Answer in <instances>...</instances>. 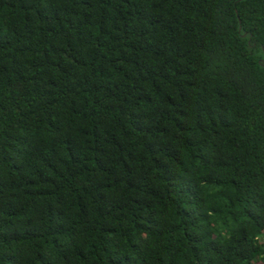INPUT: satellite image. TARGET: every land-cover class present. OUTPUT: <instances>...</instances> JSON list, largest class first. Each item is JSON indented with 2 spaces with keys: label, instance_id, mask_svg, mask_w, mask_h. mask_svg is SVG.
Wrapping results in <instances>:
<instances>
[{
  "label": "trees",
  "instance_id": "trees-1",
  "mask_svg": "<svg viewBox=\"0 0 264 264\" xmlns=\"http://www.w3.org/2000/svg\"><path fill=\"white\" fill-rule=\"evenodd\" d=\"M0 264H264V0H0Z\"/></svg>",
  "mask_w": 264,
  "mask_h": 264
}]
</instances>
